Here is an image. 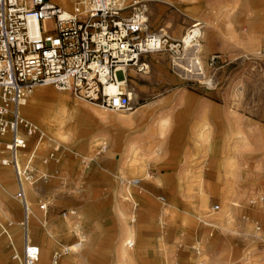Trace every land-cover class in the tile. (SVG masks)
Listing matches in <instances>:
<instances>
[{"label":"rangeland","instance_id":"374dc122","mask_svg":"<svg viewBox=\"0 0 264 264\" xmlns=\"http://www.w3.org/2000/svg\"><path fill=\"white\" fill-rule=\"evenodd\" d=\"M72 1L68 0V6ZM143 4L148 9L149 32L164 28L179 39L194 20L203 22L199 58L205 73L189 76L176 72L168 52L156 54L158 64L150 65L148 73L142 72V97L156 94L206 96L226 108L224 122L220 114H213L212 132L208 121L197 124L191 138L197 152L188 145L192 155L187 148L182 151L178 167L146 169L141 159L145 124L132 126L137 135L136 152L124 154L125 131L123 122L118 119L134 117L133 112L138 107L136 100H132V110L119 112L75 98L50 85L36 86L28 95L22 112L48 134L40 143L34 162L40 171L38 176L46 173L47 177L31 185L35 190L28 194L33 208V242L43 247L41 264H51L55 251L79 241L75 230L62 233L56 227L53 230L56 240L49 238L43 225L50 226L72 217L79 220L88 239L83 251L64 254L59 264H264V200L261 201L264 199V53L261 51L264 0H144ZM257 18L261 27L257 25ZM205 49L221 55L214 67L201 57ZM132 74L136 76L135 71ZM166 81H171L170 86L154 92L155 86ZM133 85L131 81V92H135ZM41 88L44 91L38 92ZM52 93L65 94L68 100L62 103ZM52 116L61 117L65 138L47 128ZM152 135L148 138L149 146L153 151H162L164 135L159 139ZM48 138L58 141L62 151L58 162L45 165L42 158L54 146ZM35 140L36 137L31 138L28 154L33 151ZM202 140L206 148L198 152L196 142ZM105 146L107 149L103 150ZM223 159L229 161L231 169L226 170ZM133 163H138L135 173L128 170ZM9 168L15 185L7 189L0 186L7 200L0 199V205L7 203L14 213L16 206L20 217L0 216V220L10 233L13 226L20 227L23 240L19 225L23 210L15 199V172L11 166ZM162 173L172 177L166 178ZM121 179L126 182L122 183L124 186ZM132 179H140V187L133 186ZM41 203H48L47 212L41 209ZM82 205L91 209L90 218L82 214ZM215 205L220 206L219 210H213ZM116 207L120 218L112 213L116 212ZM121 221L124 227L132 229L130 239L134 244L129 240L126 243L124 257L131 260L116 263L108 256H115L119 246ZM10 222L14 224L10 226ZM92 223H98L108 232H101L93 241L87 230ZM1 232L0 226V235ZM92 241L98 250L93 255ZM46 244H52L47 259ZM15 248L22 253L23 242ZM4 250L10 251L4 255ZM14 253L9 238L3 234L0 264H14Z\"/></svg>","mask_w":264,"mask_h":264},{"label":"built area","instance_id":"2783aa9c","mask_svg":"<svg viewBox=\"0 0 264 264\" xmlns=\"http://www.w3.org/2000/svg\"><path fill=\"white\" fill-rule=\"evenodd\" d=\"M139 1L73 0L66 7L50 0H0V163L13 167L18 187L15 198L24 210L23 252L13 256L20 264L41 261V247L31 238L33 212L25 188L47 177H39L34 164L47 135L22 113L33 89L50 85L122 112L133 109L130 71L142 73L150 67L143 60L145 55L168 52L174 69H187L184 65H188L192 76L204 74L199 58L203 22L194 20L179 39L163 29L149 32L148 9ZM31 21L36 28H31ZM261 51L264 53V43ZM220 59V54H212L207 63L214 67ZM33 137V151L20 162L19 156ZM51 142L54 146L42 158L44 164L60 160L62 145ZM140 183V179L131 180L133 186L140 187ZM40 206L48 211V203ZM219 208L215 205L213 210ZM68 252L55 251L51 264H59Z\"/></svg>","mask_w":264,"mask_h":264},{"label":"crops","instance_id":"0c3cea01","mask_svg":"<svg viewBox=\"0 0 264 264\" xmlns=\"http://www.w3.org/2000/svg\"><path fill=\"white\" fill-rule=\"evenodd\" d=\"M64 6H67V5H64ZM211 54L213 53H210L208 49H205L201 57L203 58L205 62H207ZM158 58L159 57L156 56V54H148L143 57V60L148 62L149 65L156 66L159 62ZM133 71L135 70L130 71V76H131L130 83L131 81H134L133 86H134L135 92H132V100H136L135 102L138 104L136 111L133 112L136 114L134 115V117L132 116L128 117L129 119L124 118L125 116L118 118V119H121V121L123 122L122 124L124 126V131H125L124 138H123L124 154L125 153L133 154L136 152L137 145L134 141H137L136 139L137 135L132 130L133 129L132 126L137 125V124H142L143 126V124H145V127L142 130L143 131L142 132V158L140 156V158L142 159V165L146 169L148 167H153V168L178 167L179 165L178 156L182 154V151H184L186 148L190 150L188 145H191L194 148V146L191 143V138L194 135V128L197 126V124L202 123L204 121H208L210 123V129L212 132L213 129H212V123H211V116L213 114H220L222 117L221 120H223L222 122H224V115L226 113L225 112L226 108L222 107L217 102H213L209 97H206V96L190 97V96H185V95H166V94L157 95L156 94V95L142 97V73L135 71L136 72V76H135L136 78H135L133 77V74H132ZM170 84H171V81H166L160 85H157L154 87L155 88L154 92H157L162 87L170 86ZM162 105H168V106H162ZM142 109H145V111H142ZM168 115L170 116V119L168 118ZM164 116L165 118H163ZM161 118L163 119L161 120ZM160 120H161V123L159 124ZM165 131H166V134H165ZM152 134H154L155 139H159L162 135L165 134L163 137H161V140L163 141L162 151L160 152L153 151L152 148L149 146L150 142L148 138ZM48 139H52V138H48ZM204 143H205L204 140L196 142V146L197 147L200 146V149L202 148L205 149L206 146ZM106 149H103V150H106ZM26 150L24 151V153L21 154V156H19L20 162L22 159L23 161H25V156L26 154H28V151ZM189 153L192 155L191 150L189 151ZM35 155L37 156V151ZM171 156H173V158H171ZM225 161L226 160L223 159L224 165L229 168L228 166L230 165L229 161H226V162ZM50 163L45 164V165H50ZM2 166L0 165V179H1L0 186L4 189H7L8 187H14L15 184H14V179L11 174V169L9 168L10 166H4V165ZM137 166H138V163H133L131 167H128V170L131 173H135L137 172ZM36 170H37V175H38V172L40 173V171L37 168ZM43 174H46V173H43ZM177 174H176V182H177V176H178ZM162 175L169 179L172 177L171 174H167V173H162ZM218 178L220 179L222 178V176L218 175ZM124 182L125 181L121 179L120 183L122 184ZM228 183H231V181H229ZM27 185L28 184L25 185V188H26V193H27V198H28V194H30L32 190H35V188L31 187V185L29 184V192H28ZM114 189H116V187ZM17 190H18V187H17ZM142 192H143V187H142ZM173 196L175 197V194ZM0 199H2L5 202L7 201L5 195L1 192H0ZM28 202H29V199H28ZM140 202L142 203V196H140ZM121 205L126 207L123 204ZM4 206L8 208V211L7 209L5 210ZM4 206L0 205V214H1L0 216H3V217L12 216L15 218L20 217V212L16 206H15V213H14V209L12 206L7 205V203L6 204L4 203ZM21 207L23 210L22 204H21ZM80 207H81L82 214L84 215L86 219L92 216L90 214L91 209L88 208L87 205H82ZM126 208L128 210V207ZM31 209L33 210L32 206H31ZM48 210H49V206H48ZM22 212H23L22 213L23 215L21 217V220L19 221L20 226H21V221L24 218V210ZM72 213H76V211L72 210ZM112 213L113 215L117 214L119 216L117 207H116V212H112ZM121 214H123L122 209H121ZM68 220H58L57 222L50 224V226H48L47 224H44L43 227L45 228V234L47 237L55 239V234L53 233V230L55 227L57 229H60L62 233H70L71 230H75L77 235H79V240L83 242L82 248L80 249V251H83L85 242L88 239L87 235L80 228L79 220L76 217L70 218V222ZM205 223L208 225H211L207 222ZM13 224H14L13 222L9 223L10 226ZM90 225L91 227L87 230L89 234L91 235V237L93 238V241H94V238L98 237L99 234H101V232H106V233L108 232V229L104 230L103 227L100 226L98 223H92ZM0 226L2 227V232H1L2 234L0 235V237H2L3 234H6L10 240V244L13 245L14 252L17 253L19 250H16L15 246L18 249V246H20L21 242H23V247H24V237L22 240L21 230H19L20 227L13 226L12 228L9 229L12 232L10 233L9 231L6 230V227L1 222V220H0ZM122 226H123V222L120 227V242H119L118 248L116 249L115 256H110V257L108 256L111 262L121 263V262L126 261L127 259L131 260V257L125 258L124 255L127 253V245H126L127 241L129 240L131 244H134V241L130 239L133 232L130 227H127V226L122 227ZM21 229H22V226H21ZM130 231L132 232V234L129 236L128 234ZM32 233H33V228L31 225V238H32ZM22 235H23V229H22ZM123 240H124V244L121 245L122 244L121 242ZM93 241L90 246L92 255L98 251L95 246L96 243H93ZM38 245L41 247V259H42L43 247L40 244ZM71 245H68V246H71ZM51 247H52V244L44 245V255H46V259L49 257L51 253L50 252ZM64 247H67V246L64 245ZM9 251L10 250H7V251L4 250L3 254L7 255ZM12 260L14 264H20L13 257H12ZM40 264H41V261H40Z\"/></svg>","mask_w":264,"mask_h":264},{"label":"bare ground","instance_id":"6f19581e","mask_svg":"<svg viewBox=\"0 0 264 264\" xmlns=\"http://www.w3.org/2000/svg\"><path fill=\"white\" fill-rule=\"evenodd\" d=\"M50 1H52L53 3H59V4H61V5H69V2H68V0H50ZM59 1V2H58ZM141 1H144V0H140L139 2H141ZM138 2V1H137ZM69 7V6H68ZM257 25L258 26H260L261 24H260V19L259 18H257ZM30 25H31V28H36V23L35 22H33V21H31V23H30ZM261 27V26H260ZM163 30H164V28H163ZM166 30V29H165ZM199 50H201L202 51V46L200 47V49ZM200 63H202V65H203V62L200 60ZM194 64V63H193ZM201 65V64H200ZM201 65V66H202ZM187 69H179L178 70V72L179 71H182L183 73H187L189 76L191 75V73H190V71H189V67H188V65H184ZM176 72H177V70H176ZM205 73V72H204ZM197 74H201V75H196V76H203L204 74H202V73H197ZM41 91H44V89L43 88H41L40 90L38 89V92H41ZM52 95L55 97V98H57L58 100H60L62 103H65L66 102V100H68L67 99V96L65 95V94H54V93H52ZM131 99H132V92H131ZM53 118L50 120V121H48V125H47V128H49L51 131H53L54 132V134L55 135H60L61 137H63V138H65V136H64V134H62V130H63V127H62V121H61V117H55V116H52ZM121 118V117H120ZM53 121H56V122H53ZM52 125V126H51ZM55 126V127H54ZM54 127V128H53ZM46 135L48 136V134L46 133ZM57 135V136H58ZM56 138V137H55ZM128 146V145H127ZM106 147L107 146H105L104 147V149H106ZM197 150H198V152L200 151V146H198L197 147ZM226 162V161H225ZM227 164V163H226ZM226 168H228L227 166H226ZM230 168V167H229ZM131 182V181H130ZM27 188H28V192H29V184L27 185ZM193 201V200H192ZM193 203H194V201H193ZM193 206V205H192ZM32 212H33V210H32ZM69 222H70V219L68 220ZM73 225V224H72ZM132 234V232L130 231L129 232V236ZM122 244L121 245H123L124 244V240L121 242ZM82 245H83V242L81 241V240H79L78 242H76L75 244H73V245H71V246H67V247H65V249H63L62 251L63 252H65V250L66 249H69L71 252H76V251H79L81 248H82Z\"/></svg>","mask_w":264,"mask_h":264}]
</instances>
